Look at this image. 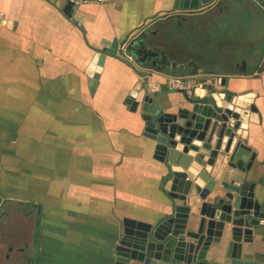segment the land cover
Here are the masks:
<instances>
[{
    "label": "crops",
    "instance_id": "crops-1",
    "mask_svg": "<svg viewBox=\"0 0 264 264\" xmlns=\"http://www.w3.org/2000/svg\"><path fill=\"white\" fill-rule=\"evenodd\" d=\"M67 3L0 0V264H143L117 252L125 219L157 223L174 201L167 165L144 134L142 103L132 109L127 99L148 77L161 112L189 107L169 84L180 75L197 86L226 78L218 87L255 107L241 126L255 154L246 179L262 216L243 254L264 264V0L183 10L175 0H105L69 14ZM145 37L170 69L113 55L99 64L103 41ZM90 71L99 73L93 91ZM195 213L191 206L177 226L184 259ZM219 225L222 242L206 258L226 264L218 253L230 245L232 224Z\"/></svg>",
    "mask_w": 264,
    "mask_h": 264
},
{
    "label": "water",
    "instance_id": "water-1",
    "mask_svg": "<svg viewBox=\"0 0 264 264\" xmlns=\"http://www.w3.org/2000/svg\"><path fill=\"white\" fill-rule=\"evenodd\" d=\"M210 1L175 0L174 7L198 8ZM73 7L78 4L68 2L64 11L69 14ZM102 44L100 65L107 55H113L127 62L131 57L133 61H150L157 71L171 68L164 52L153 49L154 42L147 37L120 45L116 39ZM91 75L93 91L99 73ZM148 80L144 77V87L133 89L127 102L132 109L142 103L144 134L156 141V157L167 165L165 183H171L168 194L174 207L154 224L125 219L117 252L122 250L121 255L143 264H224L208 260L206 252L212 243L222 242L219 223L227 222L232 224L230 245L226 252L218 253L226 264H262L243 254V240L251 236V225L262 216L254 183L246 179L255 154L247 145L246 131L241 126L255 107H243L239 95L218 87L225 86L227 79L213 77L210 83L195 87L192 95L185 94L189 107L161 112L147 87ZM219 185L224 191L216 190ZM191 206L196 208L193 216L197 223L195 231L187 232L192 238L191 251L184 259L178 252H185L187 242L180 240V234L185 233L177 226L181 218L189 220Z\"/></svg>",
    "mask_w": 264,
    "mask_h": 264
},
{
    "label": "built area",
    "instance_id": "built-area-1",
    "mask_svg": "<svg viewBox=\"0 0 264 264\" xmlns=\"http://www.w3.org/2000/svg\"><path fill=\"white\" fill-rule=\"evenodd\" d=\"M68 2L74 4H83V3H100L105 0H67ZM5 19V13L0 10V22ZM170 87L173 89L182 90L187 95H192L195 87L199 84V79L190 77L187 75L174 76L171 78Z\"/></svg>",
    "mask_w": 264,
    "mask_h": 264
}]
</instances>
